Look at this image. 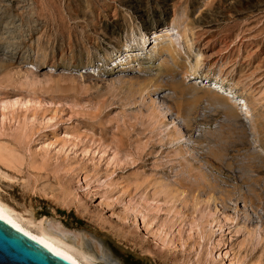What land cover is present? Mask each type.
<instances>
[{
    "label": "rangeland",
    "instance_id": "1",
    "mask_svg": "<svg viewBox=\"0 0 264 264\" xmlns=\"http://www.w3.org/2000/svg\"><path fill=\"white\" fill-rule=\"evenodd\" d=\"M0 146L95 264H264V0H0Z\"/></svg>",
    "mask_w": 264,
    "mask_h": 264
},
{
    "label": "bare ground",
    "instance_id": "2",
    "mask_svg": "<svg viewBox=\"0 0 264 264\" xmlns=\"http://www.w3.org/2000/svg\"><path fill=\"white\" fill-rule=\"evenodd\" d=\"M146 23L149 24L148 21H146ZM130 56H132V59H134L133 57L136 58V52H132V54ZM128 57H129V55H128ZM129 63H131V62H129ZM196 79L197 80L200 79L202 81V83H201V81L198 82L200 84V86L209 85L211 87V90H213L215 92H221L220 91L221 85L218 84L219 82H215V81L212 82L209 80V78L207 76H205V77H203V76L199 77L198 76ZM198 83H195V85ZM230 98L232 101L238 100V98L234 95H231ZM245 102H246V99H242L240 101L239 105H237V106L246 107ZM248 116H249L248 120L249 121L252 120L253 117L250 114ZM3 146H5V145H3ZM3 146H0V163L5 164L10 169L16 167L17 164L20 163L19 157L12 150L8 151V149H6V147L4 148ZM260 152H263V151L260 150ZM1 197L2 196H0V219L4 220L8 224H10L13 228L23 232L24 234H26L27 236H29L33 240L39 242L40 244H42L43 246L48 248L51 252H53L59 256L68 258L69 260H71L75 264H95L93 261V260H95L94 259L95 254H93V252L90 253L85 248V243H84L85 240L84 239L86 238V233L81 234V233L71 232V231L67 230L66 228H64V226H62L63 224L61 225L60 223H56L53 221L42 220V221L37 222L33 218L27 219V217L25 218V216L23 214H20L14 208H12L10 205L5 203V201H3V199ZM44 219H46V218H44ZM92 245H93L92 247H94L93 251L102 256V253L105 251L103 249L102 245L98 241H96L95 239L92 240ZM106 254H108V253L106 252ZM104 255H105V252H104ZM108 261H109V259H108ZM111 261H113V260H111ZM104 262H105V260H104ZM97 264H99V263H97Z\"/></svg>",
    "mask_w": 264,
    "mask_h": 264
},
{
    "label": "water",
    "instance_id": "3",
    "mask_svg": "<svg viewBox=\"0 0 264 264\" xmlns=\"http://www.w3.org/2000/svg\"><path fill=\"white\" fill-rule=\"evenodd\" d=\"M0 264H75L0 219Z\"/></svg>",
    "mask_w": 264,
    "mask_h": 264
}]
</instances>
